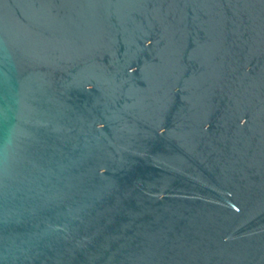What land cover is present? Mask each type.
I'll return each mask as SVG.
<instances>
[{
    "label": "water",
    "instance_id": "1",
    "mask_svg": "<svg viewBox=\"0 0 264 264\" xmlns=\"http://www.w3.org/2000/svg\"><path fill=\"white\" fill-rule=\"evenodd\" d=\"M0 264H264V0H0Z\"/></svg>",
    "mask_w": 264,
    "mask_h": 264
}]
</instances>
